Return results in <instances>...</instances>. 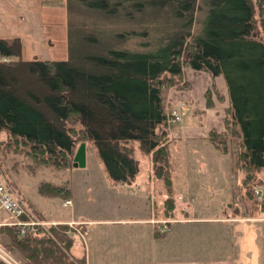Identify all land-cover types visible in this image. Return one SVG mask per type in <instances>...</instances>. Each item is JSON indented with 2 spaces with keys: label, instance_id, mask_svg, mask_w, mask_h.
Here are the masks:
<instances>
[{
  "label": "trees",
  "instance_id": "trees-1",
  "mask_svg": "<svg viewBox=\"0 0 264 264\" xmlns=\"http://www.w3.org/2000/svg\"><path fill=\"white\" fill-rule=\"evenodd\" d=\"M65 41L63 59H22L18 37L0 38L4 154L65 169L77 144L90 142L107 177L129 184L138 172L136 145L151 154L153 176L165 192L160 215L171 219L175 203L164 143L169 115L161 91L188 90L183 69L190 68L211 78L203 93L207 108L212 96L223 101L213 81L223 78L221 128H210L206 139L233 157L242 202L264 212L255 194L264 170V0H65ZM19 78L27 83L19 85ZM38 192L70 196L68 188L49 182ZM153 230L156 239L165 233L158 225ZM74 234L66 224L24 234L0 225V244L22 264H84L83 254L69 251Z\"/></svg>",
  "mask_w": 264,
  "mask_h": 264
},
{
  "label": "rangeland",
  "instance_id": "rangeland-1",
  "mask_svg": "<svg viewBox=\"0 0 264 264\" xmlns=\"http://www.w3.org/2000/svg\"><path fill=\"white\" fill-rule=\"evenodd\" d=\"M15 1L13 3L0 0V38L18 37L21 42L20 57L22 59L32 57L40 59L65 58V0ZM20 13L25 20L19 16ZM1 60H7V58L2 57ZM199 72L201 71L184 69L186 79L188 77L191 81L194 79L192 83L196 81L195 75ZM17 81L19 85L27 83L25 78H19ZM221 81L223 78L219 76L217 84H220ZM167 89L174 88L168 87ZM184 91L181 92L184 93ZM161 96L166 112L170 110V112L178 114V120L172 121L170 117L167 118L166 128H168L169 122L170 125L175 126V130L180 129L182 125L200 127V124L204 123L205 114L198 113L195 106L190 104L180 106L179 102H170L168 108L165 91H161ZM196 129L198 130V128ZM3 138L4 135L0 133V139ZM80 143H84V165L77 167L72 164L65 169L33 165L31 159L26 156L8 151L4 154L0 150V180L10 188L14 197L20 200L35 220L52 223L49 218L55 220L72 218V221H68L67 225L80 242L88 220L148 219L151 218L152 207L158 211L157 217L163 218L160 211L162 196H165V192L162 182L153 176L150 153L142 154L136 145L134 146L138 172L129 184H120L114 183L107 177L97 159L93 145L90 142ZM80 143L77 144L73 156ZM164 143L168 146L175 207L173 218L164 217L166 220L162 218L158 220V223L161 224L160 232L165 231L163 237L155 240L147 238L146 234L150 235L153 228L146 222L117 223L107 228L121 229L123 245L131 239L134 240L136 236L139 238L138 243L142 245V248L148 249L149 252L160 251L158 255L170 252L167 258L173 260L195 258L194 248L201 234L204 239L209 241L205 246L210 250L202 251L204 252L202 254L210 253L205 259H212V247L217 243L219 246H224L227 234L230 236L231 232H234L233 238L238 250L241 249L243 240L247 242L250 240L252 246L255 245L257 253L262 241L258 229L264 230V221H246L243 224L229 222L228 225H233V229L230 226H227V229L225 226L227 223L218 220H204L223 217L225 211L229 213L228 215L233 213L238 218L246 217V214H242L241 206L243 207V205L246 206L249 213L253 212L254 217H264V213L258 215L254 212L255 205L251 201L242 202V190L239 183L241 172L233 167V157H230L229 153H221L203 138H187L181 133L179 138L172 141L167 134ZM263 173L264 170H261L259 174L263 175ZM42 182L68 188L70 190L69 198L41 195L38 192V186ZM127 185L128 187H126ZM262 186V184L257 186L259 188L257 189V191L259 190L258 196L263 195L264 188ZM121 187H126V189ZM24 198L37 208L44 217L43 219L30 211ZM228 205H233L232 211L226 210ZM5 217V222L10 221L8 216ZM185 218L189 220H184ZM167 223H169V227L166 225ZM246 241L245 246L247 245ZM0 249L5 253L8 261L13 264H22L1 244ZM162 249L165 251L162 252ZM166 249H170V251H166ZM141 260L143 261V259ZM145 260L146 258H144ZM0 261L5 264V261L1 259ZM145 262L148 264L147 260Z\"/></svg>",
  "mask_w": 264,
  "mask_h": 264
},
{
  "label": "crops",
  "instance_id": "crops-1",
  "mask_svg": "<svg viewBox=\"0 0 264 264\" xmlns=\"http://www.w3.org/2000/svg\"><path fill=\"white\" fill-rule=\"evenodd\" d=\"M10 2L15 3V0H7ZM19 13V12H18ZM21 18V13L19 14ZM24 19V18H23ZM25 20V19H24ZM30 59V58H29ZM185 69V68H184ZM183 69V72H184ZM184 79L189 81L190 83V89L185 90L184 93L181 91L183 90H177V89H163L165 91V94L167 96V107H170V102H179L180 106L185 104H190L191 106L196 107V111L203 112L202 115L205 114V121L203 124H200V127H192V126H185L182 125L180 129L175 130V126L170 125V122L168 125L167 134L170 136L171 141L173 139L179 138V135L192 138V137H200L205 140L206 139V133L207 131L214 127L217 129L221 128V117L223 116V108L227 105V92L224 84V80L220 82V84H217V81L219 80V76L213 78L214 83L217 86L219 95L222 96L223 101H218L215 96H212L213 105L209 108L205 107L204 97L203 93L206 90V88L211 83V78L208 74L199 72L195 75L196 81L194 83L193 80L191 81L190 78L186 79L184 74ZM163 104V103H162ZM168 115L170 117V110L167 111ZM170 127V129H169ZM192 128V129H191ZM198 128V130L196 129ZM180 130V132H179ZM208 141V140H207ZM168 147V146H167ZM261 171V170H260ZM260 173V172H259ZM258 173V177L260 178V184H262L264 188V173L263 175ZM121 184V183H120ZM128 187V185L126 186ZM126 187H121L126 189ZM257 197L258 199L264 200V192L262 196L259 195V190L257 191ZM123 190V191H124ZM153 193V192H152ZM23 198V196H21ZM164 197L162 196V201ZM27 204L31 205V207L34 208L36 215L44 218L41 213L37 210V208L30 203L27 199L24 198ZM162 205V203H161ZM233 205H228L227 209L228 211H232ZM242 214H245L246 211L244 210V207L241 206ZM254 212L258 215L264 212H256L255 208L253 209ZM232 213V212H230ZM251 212L250 214H246V217H235L234 214L228 215V212L223 213V217H217V218H206L204 220H218L224 223H227L225 226L228 229L227 226H230L231 229H233V225H228L229 222H234L238 224H243L246 221H253V222H261L264 221V217H254ZM7 216L4 212L0 211V223L4 222ZM162 218V217H161ZM160 217L155 216V209L151 210V218H140V219H97V220H88V224L84 226V234L82 237V241L80 242L77 238L73 239V243L70 246V253L73 256H80L83 254L84 258V264H146V260L148 264H264V230L258 229L261 233L260 237L262 238L260 250L256 253L255 251V245L252 246L250 240L248 242L246 240H243V244H241V249L238 250L235 245V240L233 238V233L227 234L226 239V246L220 245L217 243L212 247L213 255L212 259H205V257H208L209 252H205V254H202L204 250L209 249L205 245L208 240L203 238V234L199 235L201 236L199 240H197V244L194 248V257L193 259H169V253L161 254L160 251L152 250L149 252L148 249L142 248V245L138 243V237H134V240L131 239L127 243L123 245V233H121V229H110L107 228L112 225H116L117 223H148L152 225V228H154L156 225H158L159 231L161 224L158 223V220L161 219ZM52 223L56 224H66L68 221H72V218H67L63 220H55L53 218H49ZM150 219L151 222H150ZM162 219H165L164 217ZM149 220V221H148ZM157 220V222H156ZM166 220V219H165ZM184 220H189L185 218ZM182 220V221H184ZM201 220V219H199ZM181 221V222H182ZM167 225V224H166ZM165 226V225H164ZM169 227V225H168ZM167 227V228H168ZM154 231V230H153ZM153 231L149 235L146 234L147 238H151V240H155L156 238L153 237ZM165 232V231H164ZM131 233V232H130ZM165 234V233H164ZM137 235V234H132ZM138 236V235H137ZM245 241L247 242V245L245 246ZM141 248H140V247ZM154 248V246H153ZM151 249V248H150ZM219 249H221L219 251ZM253 249V250H252ZM252 250V252H251ZM165 251V249H162V252ZM166 251H170V249H166ZM157 252V254H156ZM157 255V256H156ZM204 255V256H203ZM162 257V258H161ZM166 257V258H164ZM253 257V260L251 258ZM144 258L146 260L144 261ZM238 258V259H236ZM240 258H242V261H240ZM143 259V261L141 260ZM259 259V260H257ZM142 263H141V261Z\"/></svg>",
  "mask_w": 264,
  "mask_h": 264
},
{
  "label": "built area",
  "instance_id": "built-area-1",
  "mask_svg": "<svg viewBox=\"0 0 264 264\" xmlns=\"http://www.w3.org/2000/svg\"><path fill=\"white\" fill-rule=\"evenodd\" d=\"M172 121L178 120V114L170 112ZM255 194H257L255 190ZM0 211L7 214L10 218L8 222H1L0 225H13L18 228L19 234L33 233L37 228L44 226L55 225L54 223H43L35 220L28 212L26 207L12 194L10 188L0 180ZM0 259L5 261V264H13L6 259L5 253L0 249Z\"/></svg>",
  "mask_w": 264,
  "mask_h": 264
},
{
  "label": "water",
  "instance_id": "water-1",
  "mask_svg": "<svg viewBox=\"0 0 264 264\" xmlns=\"http://www.w3.org/2000/svg\"><path fill=\"white\" fill-rule=\"evenodd\" d=\"M84 143H80L75 151V154L72 159V164L77 167H82L85 161V153H84Z\"/></svg>",
  "mask_w": 264,
  "mask_h": 264
}]
</instances>
